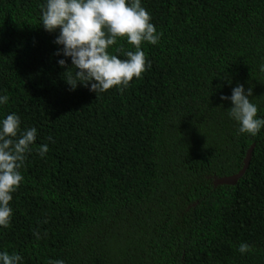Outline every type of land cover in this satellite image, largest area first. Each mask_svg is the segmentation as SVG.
Instances as JSON below:
<instances>
[{"label":"trees","instance_id":"obj_1","mask_svg":"<svg viewBox=\"0 0 264 264\" xmlns=\"http://www.w3.org/2000/svg\"><path fill=\"white\" fill-rule=\"evenodd\" d=\"M43 2L0 0V117L37 130L0 250L23 264H264V128L238 134L220 100L250 87L264 117V0H141L160 33L141 44L150 67L96 94L65 82ZM251 146L244 173L217 184Z\"/></svg>","mask_w":264,"mask_h":264},{"label":"clouds","instance_id":"obj_2","mask_svg":"<svg viewBox=\"0 0 264 264\" xmlns=\"http://www.w3.org/2000/svg\"><path fill=\"white\" fill-rule=\"evenodd\" d=\"M40 25L49 33L58 29L54 43L60 47L56 54L70 59L65 80L70 89L80 84L95 94L112 87L122 90L133 78L139 79L151 63L145 59L142 42L156 45L160 39L141 0H44L40 6ZM118 38H125L134 48L124 51L125 59L107 51ZM57 65L64 67L65 59H58ZM260 71L264 72V64L260 65ZM251 96L250 87L245 89L237 84L229 96L221 95L220 100L230 101L227 116L237 123V133L256 136L264 128V117L257 115V105L249 99ZM8 100L6 94L0 95V106ZM36 136L35 127L20 128V118L15 112L0 117V228L10 225L12 193L23 180L20 169ZM37 151L44 156L48 145H38ZM33 235L39 238L35 230ZM236 250L243 255L251 246L241 242ZM0 264H23V260L15 251L0 250ZM48 264L65 262L56 259Z\"/></svg>","mask_w":264,"mask_h":264},{"label":"water","instance_id":"obj_3","mask_svg":"<svg viewBox=\"0 0 264 264\" xmlns=\"http://www.w3.org/2000/svg\"><path fill=\"white\" fill-rule=\"evenodd\" d=\"M252 149H253V146H251L247 153H246V156H245V159H244V164H243V168L235 175L231 176V177H225V178H221V179H218L216 181L217 184H225V185H230V184H233L235 183V181L244 173L248 163H249V160H250V156H251V153H252Z\"/></svg>","mask_w":264,"mask_h":264}]
</instances>
